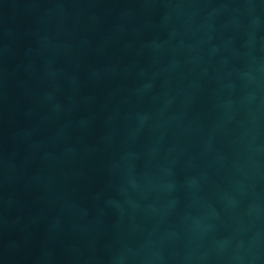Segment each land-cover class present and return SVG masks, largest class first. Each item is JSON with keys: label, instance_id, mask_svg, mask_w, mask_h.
Wrapping results in <instances>:
<instances>
[{"label": "water", "instance_id": "obj_1", "mask_svg": "<svg viewBox=\"0 0 264 264\" xmlns=\"http://www.w3.org/2000/svg\"><path fill=\"white\" fill-rule=\"evenodd\" d=\"M0 264H264V0H0Z\"/></svg>", "mask_w": 264, "mask_h": 264}]
</instances>
